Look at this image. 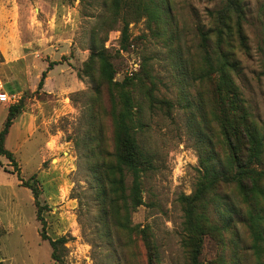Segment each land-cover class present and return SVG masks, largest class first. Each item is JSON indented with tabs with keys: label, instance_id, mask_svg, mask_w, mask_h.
<instances>
[{
	"label": "rangeland",
	"instance_id": "rangeland-1",
	"mask_svg": "<svg viewBox=\"0 0 264 264\" xmlns=\"http://www.w3.org/2000/svg\"><path fill=\"white\" fill-rule=\"evenodd\" d=\"M222 1L168 0L163 24L128 16L123 48V15H112V0H0V93L17 96L15 103L0 105L6 111L18 106L24 119L12 129L17 146L9 150L4 141L13 163L0 156L1 264H189L179 197L190 195L201 175L205 131L197 114L199 86L188 76V63L196 52V29L209 27L208 14ZM239 3L241 32L237 35L231 25L227 51L237 64L235 81L245 107L264 136V0ZM92 47H102L110 56L114 81L134 80L132 95L142 124L137 141L152 164L142 180L143 205L131 215L132 225L146 235L121 236L118 242L102 240L98 230L91 138H98L104 155L112 151V128L104 89L101 102L90 111L96 67L90 78L84 63ZM47 66L55 71L45 75L38 89ZM2 119L0 112V124ZM37 209L47 239L40 236ZM208 214L216 219L212 207ZM232 220L239 252L233 250V236L226 234L221 254L228 264L234 256L238 264H251L246 231L237 215ZM61 237L66 242L57 247L56 262L48 239ZM221 254L216 241L206 236L198 263L218 264Z\"/></svg>",
	"mask_w": 264,
	"mask_h": 264
},
{
	"label": "trees",
	"instance_id": "trees-1",
	"mask_svg": "<svg viewBox=\"0 0 264 264\" xmlns=\"http://www.w3.org/2000/svg\"><path fill=\"white\" fill-rule=\"evenodd\" d=\"M168 0H112L109 9L114 17L123 15L120 42L124 48L128 39V16H145L150 24H163L167 13ZM209 27H198V43L193 56L189 77L199 86L197 114L201 128L199 158L200 177L190 195L180 196L183 221V247L189 264H199L198 257L206 236L213 238L221 250L226 247V234L238 239L233 229L232 215L246 231L251 251V264H264V136L252 119L242 98L235 78L237 64L231 60L229 34L232 26L240 35L243 11L239 0H223L220 7L209 12ZM232 25V26H231ZM240 37V36H239ZM85 76L93 77L96 67V86L93 90L90 111L100 103V95L105 90L109 98L106 110L111 123L112 151L102 154L98 138H91L95 147L91 150L92 168L96 182L98 200V230L102 240L118 242L121 236L146 235L144 229L132 225L131 215L141 205L142 180L151 169L150 159L144 154L137 141V130L142 127L138 116L140 108L135 104L132 89L134 80L124 78L114 81L115 69L110 56L102 47L91 48L84 63ZM261 75L264 78V63ZM45 72L41 73L37 88L43 86ZM135 79V78H134ZM144 86L143 79L137 80ZM9 93L16 92L9 88ZM149 93V92H148ZM151 99L150 94L147 95ZM18 106H10L0 131V156L13 163L12 154L5 149L4 141L13 120L19 115ZM89 128L93 124H89ZM214 146L217 147L216 152ZM32 189V188H31ZM33 197L37 193L32 189ZM235 199L237 210L232 208ZM210 207L216 219L209 216ZM41 223V238L44 221L40 209L36 211ZM236 221V222H237ZM51 258L59 262L57 247L65 243V238L48 239ZM233 250H239L233 243ZM238 264V258L232 259ZM1 264V262H0ZM149 264H157L149 262ZM218 264H228L221 254Z\"/></svg>",
	"mask_w": 264,
	"mask_h": 264
},
{
	"label": "crops",
	"instance_id": "crops-1",
	"mask_svg": "<svg viewBox=\"0 0 264 264\" xmlns=\"http://www.w3.org/2000/svg\"><path fill=\"white\" fill-rule=\"evenodd\" d=\"M55 67H56V65H55ZM55 67H54V69H52L51 66H47V68L43 72H45V75L48 74L49 76H51L54 73V71H55ZM0 112H1V114H3V119H2L3 121H1V124H0V131H1L3 123H4V121L6 119V116H7V111L5 110V108L2 105H0ZM4 116H5V119H4ZM16 124H24V119L22 118V115L19 114L13 120V122L11 123V126L9 127L8 133L5 136V146L9 150H13V148H15L17 146V144H18V140L16 139V136H15L16 135L15 133L17 131L16 132L15 131L12 132V129L15 127Z\"/></svg>",
	"mask_w": 264,
	"mask_h": 264
},
{
	"label": "built area",
	"instance_id": "built-area-1",
	"mask_svg": "<svg viewBox=\"0 0 264 264\" xmlns=\"http://www.w3.org/2000/svg\"><path fill=\"white\" fill-rule=\"evenodd\" d=\"M17 101L16 94H7L5 92L0 93V103L13 104Z\"/></svg>",
	"mask_w": 264,
	"mask_h": 264
}]
</instances>
